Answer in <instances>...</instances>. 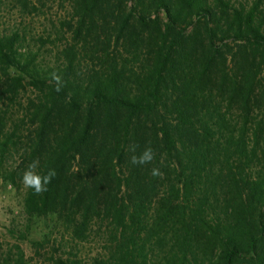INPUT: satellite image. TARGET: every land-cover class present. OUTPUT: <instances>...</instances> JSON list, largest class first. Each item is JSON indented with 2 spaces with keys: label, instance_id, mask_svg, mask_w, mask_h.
Returning <instances> with one entry per match:
<instances>
[{
  "label": "trees",
  "instance_id": "trees-1",
  "mask_svg": "<svg viewBox=\"0 0 264 264\" xmlns=\"http://www.w3.org/2000/svg\"><path fill=\"white\" fill-rule=\"evenodd\" d=\"M0 177L41 264H264V0H0Z\"/></svg>",
  "mask_w": 264,
  "mask_h": 264
},
{
  "label": "rangeland",
  "instance_id": "rangeland-1",
  "mask_svg": "<svg viewBox=\"0 0 264 264\" xmlns=\"http://www.w3.org/2000/svg\"><path fill=\"white\" fill-rule=\"evenodd\" d=\"M22 192V189L14 190L9 187L8 183L0 177V257L10 252V255L15 258L18 254V248L16 247L18 246L24 251L25 264H41L46 254L45 250L40 249L37 252L31 241L43 239L45 230L43 222H33L30 225L26 240L17 239L9 232V229L13 227L22 229V225L18 224L19 221H24L22 216Z\"/></svg>",
  "mask_w": 264,
  "mask_h": 264
},
{
  "label": "clouds",
  "instance_id": "clouds-1",
  "mask_svg": "<svg viewBox=\"0 0 264 264\" xmlns=\"http://www.w3.org/2000/svg\"><path fill=\"white\" fill-rule=\"evenodd\" d=\"M52 79L56 81V91H60L63 87L64 81L60 75L57 73L51 74ZM138 145H129L128 151L132 153L130 156V162L136 166H143L147 164H152L155 160L156 153L151 146H147L143 151L136 155V149ZM40 167L39 159L31 161L22 175L21 183L25 189L33 190L34 194H42L48 191V186L51 184L52 180L57 177L58 173L55 168H49L46 172L41 173L38 171ZM151 175L154 178H159L163 176L160 168L153 166L151 169Z\"/></svg>",
  "mask_w": 264,
  "mask_h": 264
},
{
  "label": "built area",
  "instance_id": "built-area-1",
  "mask_svg": "<svg viewBox=\"0 0 264 264\" xmlns=\"http://www.w3.org/2000/svg\"><path fill=\"white\" fill-rule=\"evenodd\" d=\"M9 187H10V185H9Z\"/></svg>",
  "mask_w": 264,
  "mask_h": 264
}]
</instances>
